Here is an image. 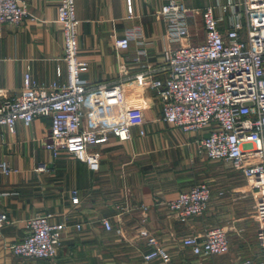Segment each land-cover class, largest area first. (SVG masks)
<instances>
[{
  "label": "crops",
  "instance_id": "1",
  "mask_svg": "<svg viewBox=\"0 0 264 264\" xmlns=\"http://www.w3.org/2000/svg\"><path fill=\"white\" fill-rule=\"evenodd\" d=\"M73 1L77 57L87 62L80 76L89 85L121 82L129 88L124 105L104 110L102 116L130 119V138L119 141L109 134L93 145L98 168L91 170L63 150L52 155L44 148L47 117H34L27 125L17 121L12 132L0 127V163L15 169L0 171V211L10 221L0 227V264H143L141 254L148 246L137 234L140 227L166 248L167 264H240L243 257L254 255L257 245L246 238L251 204L244 178L226 162L198 151L201 132L183 131L161 118V100L144 74L146 65L161 60L165 48L178 44L165 37L158 14L164 0ZM22 2L25 14L17 23H3L0 31V87L10 95L20 90L23 73L44 87L66 80L58 0ZM197 18L192 14L189 27ZM124 35L127 46L114 47L113 39ZM186 41L194 42L192 37ZM139 48L145 55L135 59ZM88 107L83 108L85 126ZM40 163L44 170H36ZM198 182L210 188L204 212L177 220L164 201ZM70 189L77 191L76 204L70 201ZM45 212L53 214L51 221L67 217L54 263L11 254L9 244L23 236L25 219ZM101 217L120 226L122 234L105 230ZM211 226L226 229V252L200 257L180 245L181 237Z\"/></svg>",
  "mask_w": 264,
  "mask_h": 264
},
{
  "label": "built area",
  "instance_id": "2",
  "mask_svg": "<svg viewBox=\"0 0 264 264\" xmlns=\"http://www.w3.org/2000/svg\"><path fill=\"white\" fill-rule=\"evenodd\" d=\"M24 14L22 0H0V31L3 23H17ZM158 14L167 40L178 41L163 50L157 64L146 65L144 70L161 100V118L183 131L201 132L198 151L208 159L226 162L244 178L252 194L250 217L257 223V252L243 257L240 264H264V0H214L202 9L188 7L184 0H164ZM192 14L202 20L198 42L186 41L191 36ZM56 21L62 28L66 80L44 87L23 73L18 93L10 95L0 87V127L12 132L17 121L27 125L34 117H47L44 148L52 155L63 150L97 170L98 153L93 145L109 134L119 141L130 138V119L102 116L104 110L124 105L129 88L121 82L89 85L81 78L87 62L77 57L73 0H58ZM127 43L128 35L113 39L116 48H125ZM144 55V48H139L135 59ZM85 105L89 106L87 126L82 123ZM44 169L42 163L36 166V170ZM0 171L7 174L15 169L1 162ZM209 196V186L198 182L163 204L177 220L185 221L204 212ZM69 197L71 203L78 202L75 189L69 190ZM52 216L45 212L26 218L23 236L9 244L11 254L54 263L67 217L51 221ZM9 222L0 211V227ZM100 223L105 230L122 234L121 227H114L106 217ZM73 226L79 229L80 223ZM137 234L148 246L141 254L143 264L169 262L166 248L154 234L145 227L138 228ZM179 242L200 257L222 254L229 246L223 226L187 234Z\"/></svg>",
  "mask_w": 264,
  "mask_h": 264
},
{
  "label": "rangeland",
  "instance_id": "3",
  "mask_svg": "<svg viewBox=\"0 0 264 264\" xmlns=\"http://www.w3.org/2000/svg\"><path fill=\"white\" fill-rule=\"evenodd\" d=\"M184 3L186 4V6L188 7H197L198 9H202L205 5L208 4H212L214 3V0H184ZM198 15V18L195 20V22L189 27L190 32H191V36L194 42H198L199 40H201L202 37V20L201 17ZM242 182V181H241ZM244 186L247 188L246 184L244 183ZM248 194L246 197H248L250 204L252 203V194L250 192V190H248ZM251 208V206H250ZM231 211V210H229ZM233 213L230 212L229 216H231ZM248 221V229L249 231L246 233V238H248V240L250 242H255V237L253 235V227L255 225V221L250 217L249 219H247ZM257 227V226H256ZM232 236H229V238ZM253 244V243H252Z\"/></svg>",
  "mask_w": 264,
  "mask_h": 264
}]
</instances>
